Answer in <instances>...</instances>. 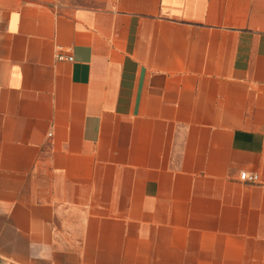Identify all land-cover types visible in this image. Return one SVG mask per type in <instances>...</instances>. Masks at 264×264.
Returning a JSON list of instances; mask_svg holds the SVG:
<instances>
[{"label": "crops", "instance_id": "crops-1", "mask_svg": "<svg viewBox=\"0 0 264 264\" xmlns=\"http://www.w3.org/2000/svg\"><path fill=\"white\" fill-rule=\"evenodd\" d=\"M0 264H264V0H0Z\"/></svg>", "mask_w": 264, "mask_h": 264}, {"label": "built area", "instance_id": "built-area-1", "mask_svg": "<svg viewBox=\"0 0 264 264\" xmlns=\"http://www.w3.org/2000/svg\"><path fill=\"white\" fill-rule=\"evenodd\" d=\"M58 58H62L58 56ZM68 60H71V58H68ZM239 178L241 181L246 182V183H256L258 181V176L256 174H248L246 172H241L239 174Z\"/></svg>", "mask_w": 264, "mask_h": 264}]
</instances>
